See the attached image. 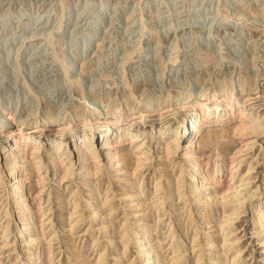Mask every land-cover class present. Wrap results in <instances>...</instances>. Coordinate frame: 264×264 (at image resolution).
<instances>
[{
	"label": "bare ground",
	"instance_id": "1",
	"mask_svg": "<svg viewBox=\"0 0 264 264\" xmlns=\"http://www.w3.org/2000/svg\"><path fill=\"white\" fill-rule=\"evenodd\" d=\"M74 7L72 6V9ZM68 8V2H62L59 8V25L55 26V29H51L45 40L47 50L55 55L64 75L71 78L69 77V72L73 69L71 67L77 60L84 59L82 54L88 51L90 41L95 39L100 28L94 27L92 36L88 41L86 40L83 53L76 50L70 57L65 56L60 52L61 49L55 48V37L60 34L59 29L63 22L69 18L66 13ZM141 9L143 11V8ZM107 10L108 6H104L98 13L95 18L98 23L103 22ZM244 16L246 15L243 14ZM33 21L17 25H20L24 31H30L34 26L41 24L44 25L41 28L47 27L46 23L48 22L37 24ZM145 28L146 25L143 23L141 36L136 44L139 53L144 49L140 44L146 37ZM156 35L154 36L156 41H163ZM33 36L31 35V37ZM98 41L99 39H95L93 45L96 46ZM233 42L239 44L241 37L233 39ZM157 51L158 49L156 53H158ZM133 52L125 57L124 62ZM18 56L19 50L17 51ZM170 60L173 63L176 62L175 58H170ZM162 63L160 69L164 73L167 65L165 61ZM124 69L122 65V70L124 71ZM153 70L155 69L150 67L141 70L140 78L147 80V76ZM157 72L158 69L156 75L155 72L150 75L154 76V81L162 74L158 75ZM122 75L124 76V85L129 87L125 72ZM109 76L104 75V77ZM80 81L72 79L69 83L71 86L76 84V88L82 89ZM216 83L219 84V87H214L203 95L199 94L200 96L191 92L185 94L182 91H178L171 97L165 96L167 99L164 105L161 102L162 98L155 95L141 98L130 87L129 97H122L118 101L112 99L111 95L105 97L97 95L95 101L87 103L89 93L86 92L83 93L81 101L68 107L60 116H58L59 111L53 109L48 110L45 114L34 112L33 117L30 118V121L33 119V122L29 124L25 123L26 118H23V115L16 117L15 114L19 107L26 109L27 101L21 106L19 102H15L14 105L12 103L10 107L1 102L0 186L3 182L6 183V199L10 205H15L17 208L14 214L5 213L8 221L0 225V228L2 227L0 233L4 237L1 248L14 247V244L7 241L9 231L14 232L15 241L21 242L25 251L31 246L38 247L43 243L46 212L45 210L41 211V203L32 206L31 200L33 195L41 198L43 191H46L47 180L62 183L61 189L48 193L49 199H56L57 204L64 203L65 191H68L71 197L70 200H66L65 205H69V217L60 220L59 230L66 233L73 231L80 227L85 219H88L91 225L86 231H90L96 226L99 230V236L94 234L90 239V247L97 246L101 237H110L114 228L112 224H109L111 220L109 216L114 214L115 208L111 205V194H105L110 190L111 180L105 187V192L102 191L105 195L102 199H100L102 192L97 188L96 182L101 179L102 175H109L107 169H111L121 176L128 177L127 183L130 190L122 192L119 196L129 200L127 205L134 210L144 209V211L153 212L159 206L167 207L166 201H169L171 206H175V208H169L171 218H174L181 208L188 205L191 207V212L198 209L199 217L196 219L198 224L202 221L201 219L206 218L208 221L202 222L205 229L215 227L214 232H221L220 239L215 238L212 234L213 231L210 230L200 238L197 237L198 234L195 231L191 235V240L187 241L183 234L185 220H181L182 217L177 219L176 223L169 225L173 232L168 236V243L173 245L172 253L178 252V254L173 255L166 264H201L203 254L191 258L195 246L202 250H209L211 254L212 251H215L214 249L219 248L217 257L208 258L206 264H233L240 257L242 250L234 247L232 253H228V247L235 245L238 238L235 240L232 235L230 236L233 230H226L243 212L238 210L237 206H240L241 209L248 208V202H253L258 195L257 190L251 191L249 184L253 182L252 174H254L257 165L261 163L258 160L260 154H257L259 156L253 161H246L244 165L242 164L245 160L243 157L249 154V148L256 143L257 139L264 138V112L261 113L255 109L254 103L258 96L253 93L247 94L248 82L242 83L238 91L233 83L219 79L216 80ZM35 96L37 97V95ZM133 98L136 102L133 101ZM262 99L264 102V95ZM82 103L85 105L80 107ZM92 107L94 108L92 109ZM170 114L177 116L176 123L171 122ZM26 115L28 116V114ZM8 126L10 128H7ZM224 138L226 140L229 138L231 140L240 139L242 144L230 157L224 158L223 154L227 149L223 145L222 150H217L218 158L213 163L205 158L202 159V155L206 154L201 152L204 151V148L210 147L212 144H221L220 141ZM187 139L188 141L185 143ZM261 142L264 148V141ZM262 149L259 151L261 152ZM246 151L247 153H243ZM178 152L182 158L176 172L173 173L166 168L155 166V171H158V174L150 191V195L155 199L153 201L145 199V184L147 185V183L144 182V169L148 164L150 154L157 153L161 159L166 161ZM255 154L256 152L253 155ZM100 157L106 161L105 166L101 163ZM262 163L264 164V160ZM75 169L81 176L78 183L79 188H87L86 190L91 191L92 194H80L82 195L80 196L78 190L72 191L69 185H65L71 180ZM33 180L36 181L37 187L27 188ZM261 195L259 205L250 206L248 209L250 210L252 229H254L253 233L264 246V186ZM177 201H183V205L178 207ZM154 202L159 204L155 205ZM107 205L109 207L105 210ZM217 209L218 211L221 209L220 212L223 216L220 221L213 224L212 218L216 215ZM191 212L190 215H192ZM144 213L137 216L134 214L135 216L132 217L135 219L134 224L142 226V230H137L133 224L123 223L117 234L120 242L115 244L114 239H111L104 248L97 249L96 258L91 263L105 264L106 256L110 255L112 260H115V264H165L163 261L167 246L155 243L157 237L153 236V232L157 229V225H149L147 222L144 223L143 219L140 220L145 215ZM62 214L58 215V218L60 216L62 218ZM101 218L100 222H96ZM73 244L67 246V248L70 247L69 251L74 249ZM131 245L136 250V261L130 260V256H127ZM45 253L50 257L52 253L50 246L46 247ZM40 256L39 254L35 258L31 253H26L23 258L25 261L23 263L20 261L18 264H33L39 260L38 258H41ZM71 260H74L76 264H91L79 251L73 252L68 263ZM37 264H51V261L48 260V263H45L41 260Z\"/></svg>",
	"mask_w": 264,
	"mask_h": 264
},
{
	"label": "rangeland",
	"instance_id": "2",
	"mask_svg": "<svg viewBox=\"0 0 264 264\" xmlns=\"http://www.w3.org/2000/svg\"><path fill=\"white\" fill-rule=\"evenodd\" d=\"M65 1L69 4L66 12L67 18L68 16L69 18L63 22L59 29L60 34L55 37V48L61 49L62 54L70 57L76 50L83 53L86 40L88 41L92 36V30L97 26L100 28L95 37V39H99L96 46L93 45L95 39H92L88 51L82 54L84 59L77 60L74 65L72 63L71 69H73L72 72H69L71 78L64 75L55 55L47 50L45 40L51 29H55V26L59 25V8ZM72 6H75L74 9ZM104 6H108L107 13L104 14L103 22L98 23L95 18ZM243 14L246 16L243 17ZM33 19L37 24L48 22L46 23L47 27L51 26L41 28L44 26L41 24L34 26L30 31L22 30L20 25L27 21L31 22ZM18 23L20 25H17ZM143 23L146 25L144 29L146 39L144 38L140 44L144 49L139 53L136 44L140 39ZM151 32L157 34L156 36L163 41H156L155 35ZM31 35L34 36L31 37ZM239 36L241 42L234 44L233 39ZM157 49L158 53H156ZM18 50L19 56L17 57ZM132 51H134L133 54L128 56L127 61L124 62L125 57ZM170 58H175L176 62L173 63ZM112 59L113 62H111ZM11 61L13 62L11 63ZM162 61H165L167 65L164 73L160 69ZM122 65L125 68L124 71ZM145 66L155 70L149 73L147 80H142L140 73L141 70L146 69ZM157 69L158 75L161 73L164 75H159L158 79L154 81V76L150 75L154 72L156 75ZM122 71L127 76L129 87L137 96L141 98L147 95L158 96L162 98L163 105L167 99L165 96L171 97L178 91L185 94L191 92L197 96L203 95L210 89L219 87V84L216 83L217 79L233 83L237 91L240 90L242 83L248 82L247 94L253 93L258 96L254 105L255 109L262 113L264 112L262 99L264 95V0H0V103L4 102L10 107L12 103L14 105L15 102H19L21 106L27 101L26 109L19 107L18 112L15 113L16 117L23 115V118H26V124L33 122V119L30 121V118L33 117L34 112L45 114L48 110L53 109L59 111L58 116H60L68 107L81 101L83 93L86 92L89 93L87 103L95 101L97 95L104 97L111 95L115 101L121 100L122 97H129L130 88L124 85ZM104 75L110 76L104 77ZM239 78H241V83H238ZM72 79L81 80L82 89L76 88V84L71 86L69 82ZM60 96L62 98H59ZM84 105L82 103L80 107ZM169 116L171 122L178 121L175 114ZM262 140L264 141V138L257 139L256 143L249 148V154L243 157L245 160L242 165L246 161H253L259 156L257 154H260L258 160L261 161L252 174L253 182L249 184L251 191L257 190L258 195L253 202H248V208L259 205L262 196L264 186ZM187 141L188 139L185 143ZM220 142L221 144H212L210 147L204 148V151L201 152L206 154L202 155V159L205 158L213 163L218 158L217 150H222L223 145L226 146V153H231L223 154L224 158L230 157L242 144L240 139L231 140L230 138L229 140L224 138ZM255 152L256 154L253 155ZM243 153H247V151ZM100 158L102 159V157ZM149 158L144 169V182L147 183V185L145 184L144 198L153 201L155 198H152L150 191L158 174V171H155V166L166 168L174 173L177 171L182 155L178 152L170 160L164 161L159 154L152 153ZM101 163L105 166L106 161L102 159ZM107 170L110 176L102 175L101 179L96 182V186L101 190L100 192H105V187L111 180V188L109 187V192L105 194H111V205L115 208L114 214L110 215V218L108 217L111 219L109 224H112L115 229L112 228L114 232L112 231L110 237H101L97 246L90 247V239L94 234L99 236V230L96 226L90 231H86L91 225L88 219H85L82 225L73 231L66 233L59 230L60 220L69 217V205H65L71 197L68 191H65L64 203L57 204L56 199H49L48 193L61 189L62 183L47 180L46 191H43L41 198L33 195L31 200L32 206L41 203V211L45 210L46 212L43 243L38 247L25 248L27 249L25 251L22 248V243L15 241L14 232L9 231L7 241L14 244V247L2 249L1 244L4 237L0 233V261L2 264H18L20 261L23 263L26 253H31L35 258L39 254L41 255V258L34 262L35 264L41 260L45 263L50 260L51 264H76L74 260L68 263L73 252L76 251L84 254L91 263L96 258L97 249L104 248L111 239H114L115 244L120 242L117 234L123 223L133 224L137 230H142V226L134 224L135 219L132 217L135 216L134 214L142 215L143 212L145 215L140 220L143 219V222H147L149 225H157V229L153 232V236L157 237L155 243L167 246V250L165 249L164 252L163 262L165 264L171 260L173 255L178 254V252L172 253L173 245L168 243V236L173 232L169 225L176 223L177 219L179 220L181 217V220H185L183 234L187 241L191 240V235L195 231H197V237L200 238L209 230L213 231L212 234L215 238L221 239V232H214L215 227L205 229V226L202 225V222L208 221L206 218V220L201 219L202 221L198 224L196 221L199 217L198 209L191 212V207L188 205L181 208L177 212L179 216H174L173 219L169 208H175V206H171L169 201H166L167 207L159 206L153 212L147 210L146 212L144 209L134 210L127 205L129 200L119 196L122 192L130 190L127 183L128 177L121 176L114 170ZM80 177L79 171L75 169L71 180L65 185H69L72 191L78 190L80 192L78 195L92 194L91 191L86 190L87 188H79ZM30 186L36 188V181H31L27 188ZM6 188V183L3 182L0 186V225L8 221L5 213L8 212L10 215L17 211L16 206L10 205L6 199ZM103 192L100 194V199L105 196ZM182 202L177 201L178 207L183 205ZM153 204L158 205L159 203L154 202ZM108 207V205L105 206V210ZM237 207L243 212L226 230H233L230 236L232 235L235 240L238 238L235 245L228 247V253H232L234 247L242 250L240 257L233 264H264V246L253 233L250 210ZM220 210L217 209L216 215L213 216V224L221 220L223 214ZM61 214L62 218L61 216L58 218V215ZM18 217L20 218V215ZM101 220L102 218L96 222ZM1 229L2 227L0 232ZM69 244H73L74 249L71 250L73 252L69 251L70 247L67 248ZM47 246L51 247L50 257L45 253ZM214 250L211 254L209 250H202L195 246L191 258L203 254L201 264H206L208 258L217 257L219 254V248ZM127 253L130 260H137L136 250L132 245ZM105 264H115V260L107 255Z\"/></svg>",
	"mask_w": 264,
	"mask_h": 264
}]
</instances>
